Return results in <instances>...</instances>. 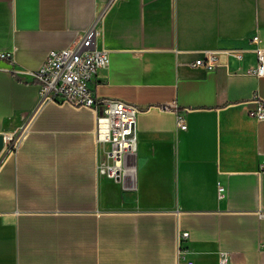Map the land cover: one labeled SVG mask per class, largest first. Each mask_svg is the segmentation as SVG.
I'll list each match as a JSON object with an SVG mask.
<instances>
[{"label": "crops", "instance_id": "crops-1", "mask_svg": "<svg viewBox=\"0 0 264 264\" xmlns=\"http://www.w3.org/2000/svg\"><path fill=\"white\" fill-rule=\"evenodd\" d=\"M92 24L109 63L91 88L138 109L120 182L99 173L95 113L38 106L27 75ZM256 47L264 0H0V134L19 133L0 152V264H264ZM211 51L214 70L193 65Z\"/></svg>", "mask_w": 264, "mask_h": 264}, {"label": "built area", "instance_id": "built-area-1", "mask_svg": "<svg viewBox=\"0 0 264 264\" xmlns=\"http://www.w3.org/2000/svg\"><path fill=\"white\" fill-rule=\"evenodd\" d=\"M99 31L92 24L73 45L47 53L41 65L29 71L27 75L38 87V106L54 103L72 108L91 109L96 116L95 141L102 148V159L98 170L100 175L120 182L128 171L125 157L134 153L137 142L136 118L138 109L135 105L116 98H101L91 88L90 83L99 69L107 67L109 55L105 49L96 46ZM258 35H252L251 42H258ZM238 59L242 57L238 49L221 51ZM256 65L247 72L251 75L264 74V48L256 47ZM7 54L1 53L0 57ZM194 66L214 70L218 66V52H206L197 58ZM249 116L256 120H264V100L254 94ZM161 109L177 108L176 105H161ZM177 129L185 130L187 124L182 112H176ZM19 142V133L3 135V149L13 152ZM264 169V164L261 165ZM223 187L218 186V194L222 196ZM259 218L264 220V210L259 211ZM187 236V233H183ZM264 247V240L260 244ZM229 253L219 255L218 264H227Z\"/></svg>", "mask_w": 264, "mask_h": 264}, {"label": "water", "instance_id": "water-1", "mask_svg": "<svg viewBox=\"0 0 264 264\" xmlns=\"http://www.w3.org/2000/svg\"><path fill=\"white\" fill-rule=\"evenodd\" d=\"M3 146H4V143H3V135L0 134V152H1L2 149H3Z\"/></svg>", "mask_w": 264, "mask_h": 264}]
</instances>
